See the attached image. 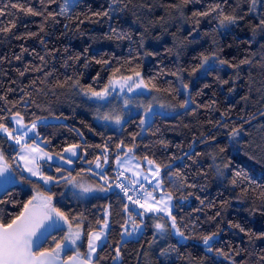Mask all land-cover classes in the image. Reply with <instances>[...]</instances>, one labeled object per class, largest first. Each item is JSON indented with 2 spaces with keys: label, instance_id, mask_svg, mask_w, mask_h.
<instances>
[{
  "label": "trees",
  "instance_id": "1",
  "mask_svg": "<svg viewBox=\"0 0 264 264\" xmlns=\"http://www.w3.org/2000/svg\"><path fill=\"white\" fill-rule=\"evenodd\" d=\"M16 2L43 15L16 13L10 7ZM75 2L65 15L48 18L49 12L59 13L64 0H0V8L7 4L8 11L16 13L15 17H0V26L16 20L10 33L0 32L3 122L11 128L16 112L28 124L41 117H62L61 121L37 125L42 147L61 154L65 147L77 144L82 151L71 168L56 163L49 164L51 168L44 166L46 174L60 178L59 183L46 188L14 165L18 150L0 133V151L19 180L0 193V222L18 215L34 194L51 195L53 205L70 221L83 217L86 225L97 229L108 206L107 240L97 250L94 264H264V31L257 27L264 17V0H258L254 10H250L249 0H193L186 6L182 0ZM216 4L225 13L235 11L243 19L219 28L218 13L193 15ZM105 11L109 15H93ZM113 29L130 38L117 39ZM28 33L37 35L16 39ZM202 56L209 60L193 74L191 70ZM245 59L250 63L241 64ZM96 60H108L109 64ZM220 60L239 67L221 65ZM116 67H122L121 75L139 71L146 82L152 80L159 89H152L151 84L146 89L149 94L144 96L162 100L163 107L153 106L144 126L140 125L145 116L142 109L128 114L117 128L99 122V102L83 94L88 87L103 88ZM173 72H178L179 78ZM97 73L99 77L94 79ZM74 81L81 87L72 88ZM185 100L188 103L180 107ZM233 129H239V134L232 135ZM128 148H133L130 155L136 159L146 156L161 166L163 190L173 196L171 212L184 240L172 233L167 220L168 231L154 235L153 220L161 214H147L136 235H121L125 228L131 230L132 222L121 227L128 219L123 211L126 200L110 178L115 158L125 156ZM104 155L108 162L101 173L107 182L92 171L97 157L104 163ZM237 173L241 175L237 177ZM69 177L94 191L75 198L73 192L78 190L61 179ZM129 206L133 213L141 211ZM133 218L137 223L142 219ZM63 229L54 231L41 249L54 248L66 231ZM212 233L216 234L214 250L208 252L202 237ZM78 245L81 251L86 250V234ZM118 245L120 258L114 260ZM216 248L226 256L218 255Z\"/></svg>",
  "mask_w": 264,
  "mask_h": 264
},
{
  "label": "snow or ice",
  "instance_id": "2",
  "mask_svg": "<svg viewBox=\"0 0 264 264\" xmlns=\"http://www.w3.org/2000/svg\"><path fill=\"white\" fill-rule=\"evenodd\" d=\"M55 0H49V3H54ZM193 2V0H182V5L186 6L188 3ZM195 2H199V0H195ZM258 0H249L250 10H254ZM76 6V2L69 4L68 0H64V3L60 7L59 13H48V18H54L55 15H65L69 12L70 8H74ZM10 7L16 10V13H24L25 15L31 16H40L43 15L42 12L36 10L34 7L28 6L25 3H11ZM175 7H180L179 5H174ZM16 13L8 11V5L0 8V17L5 15L15 17ZM211 13H218V27L219 28H227L231 25L236 24L239 20H242L243 17L239 16L235 13L227 14L224 12L222 6L220 4H216L215 7L209 8L208 11L205 12H197L193 13L194 16H207ZM96 16H107L109 13L98 12L94 13ZM47 19V18H46ZM2 23V22H0ZM83 23V21H81ZM199 23V21H197ZM16 27V20L13 19L9 22L7 26H0V32L2 33H10L13 28ZM262 31H264V17L260 19V23L257 26ZM43 31V27L40 29ZM112 34L117 39L130 38L126 37L125 34L118 33L116 29L112 30ZM37 33H28L26 36H16V39H27L31 37H35ZM109 39L112 36L108 37ZM19 59V57H17ZM44 58L41 57V60ZM79 59V57H76ZM209 60L208 56H202L200 63L192 68L191 72L194 74L198 72L201 68ZM96 63L108 65V60H96ZM130 63V62H129ZM219 63L221 65L229 63L224 60H220ZM250 63L249 60L245 59L241 61V64ZM229 67H239V65H232L229 63ZM28 69H25L27 71ZM40 69H37L39 71ZM122 67H116L112 69L108 83L101 90H95L92 87H88L83 90V94L89 100L95 101H104L105 104H97V111L99 112L101 108L106 107L108 98L112 95L113 91L116 88H119L121 92L127 89L128 93H133L135 95H141L142 90L147 89L149 84L152 85V89L159 91L155 84L152 83V80L145 81V79L141 76L139 71H133L132 75H121ZM174 76L179 78L178 72L171 73ZM21 76L24 75V72L20 73ZM99 77V73H97V79ZM71 79V78H69ZM67 83V81L65 82ZM225 83H227L225 81ZM60 87H64V84H60ZM72 88L81 87L78 81H74L71 84ZM184 89L188 88L187 84H183ZM5 97L0 96V100H4ZM133 99L125 98L124 106L127 107L129 104L133 103ZM188 103L185 100L181 103L180 107H184ZM163 107V105H161ZM152 106L151 104L145 110V116L141 117L140 125L144 126L148 123L147 115L151 113ZM99 119L104 121H112L115 124L119 125L121 123V116L114 115L113 112H105L103 115L98 116ZM12 119L14 123L18 126L17 128H10L6 123H4V117L0 116V133H3L7 136L8 140L14 141L16 145L20 146V152L17 153L19 159L24 163L23 171H27L31 176H38L40 179L44 181L45 185H48L55 181L59 183L57 178L52 176H45L40 171V165L38 163L41 159H49L52 157L48 152H45L38 143L33 140L31 144L25 142V138L28 137L29 133H34L37 137L39 133L36 132L38 120H33L31 122V126H27L24 123V117L16 112L13 114ZM239 129H233L232 135H238ZM79 147L77 144H72L69 147L64 149L65 153H69L71 156H76V149ZM135 147V145H133ZM117 148H122V145H117ZM104 152L107 153V147L104 148ZM133 152V148H128L125 156H129ZM135 157H133L134 159ZM58 159L63 160L65 164H70L72 161L70 159H65L63 155H59ZM147 161L149 167V173L151 175V179H149L148 175L143 176V180L148 181L149 185H153L154 188L152 191H149L145 188L144 184L140 181L141 172L133 171L132 175L136 177V179L130 181L131 187L123 184L117 183L116 186L120 188V190L127 197L128 201L131 205H135L137 208L142 209V211L138 213H133L129 204L123 205V211L128 214V219L125 220L124 225H121L122 228H125V225L128 224L129 221L132 222L131 230H125L121 233L122 236H134L137 234L138 230L141 228L143 224V218L147 216V214H152L153 216L163 213V216H160V220H164L166 216L168 220L171 221V229L174 230L175 235L184 237V232L178 227L175 216L172 215L171 212V200L173 196L170 192H165L164 188V178L161 174V166L156 164V162L152 159H148V157H144ZM100 158L97 157L96 167L101 168L102 165L99 162ZM118 165L124 169V172L129 171L128 167L131 165V160L125 159L121 163V157H116ZM107 156H105L104 163H107ZM91 163V162H89ZM139 164L135 165L136 169H139ZM58 172L61 171V168L57 166L56 169ZM124 172H120L117 175V180L124 176ZM237 177L241 174L237 173ZM0 178H3V183H11L14 184L16 182V174L14 169L10 166L8 160L6 159L4 153L0 151ZM65 180L66 186L71 185L72 189H76L78 191L73 192V196L75 198H82L94 190L93 188L76 181L75 177L69 178H61ZM21 180H26V178L21 177ZM107 182V180H106ZM236 181L233 180V184ZM102 191H106V189H101ZM142 190V191H141ZM156 190H160L161 194L159 198H157L154 193ZM133 194L130 195L129 193ZM39 199V203H35ZM53 197L51 195L41 196V197H32L31 200L27 201L23 205V209L19 212L18 215L13 217L9 222L4 223L0 222V264H93V255L97 253V250L101 247V245L107 240V230L110 227L108 220V213H105L103 223L97 221V225L99 228L97 230L96 227L91 224H85V220L83 217H72L71 221L69 217L62 211L60 208H57L52 203ZM3 203V201H0ZM203 203V201H201ZM219 215V213H218ZM134 216H139L142 218L140 223H137L133 218ZM60 221H63L64 225H67V231L64 232L62 238L55 243L54 248L41 250V243L43 239H47L48 235H51L53 231L62 232L64 231L63 227L60 224ZM73 222H75V227L73 226ZM156 229V233H165L168 231L166 228V223H155L154 225ZM235 227H240L239 225H235ZM240 231H244L243 228H240ZM154 233V235H156ZM86 234L87 236V253H82L80 251V247L78 242L82 240V237ZM216 234L212 233L209 235H205L202 237V242L206 247L208 252H212L214 250V239ZM186 238V237H185ZM68 251H73V255L62 256V253H66ZM116 254L113 257L114 260L120 258V248L119 245L116 248ZM215 252L218 255L226 254L219 248L215 249ZM163 254V253H162ZM227 258V257H226ZM98 264V261L95 262Z\"/></svg>",
  "mask_w": 264,
  "mask_h": 264
},
{
  "label": "rangeland",
  "instance_id": "3",
  "mask_svg": "<svg viewBox=\"0 0 264 264\" xmlns=\"http://www.w3.org/2000/svg\"><path fill=\"white\" fill-rule=\"evenodd\" d=\"M76 0H68V2H69V4H71V3H73V2H75ZM105 87V86H104ZM103 87V88H104ZM103 88H101V89H103ZM100 89V90H101ZM149 94V92H148V90H146V89H144V90H142V94L141 95H135V94H133V93H128L127 92V89H125L123 92H121L120 91V89L119 88H116L114 91H113V93H112V95L108 98V103H107V106L106 107H103V108H101L100 109V111L98 112L97 111V115H96V119L99 121V122H101V123H105V124H107V125H110V126H112V127H119L120 125H121V123H122V121L128 116V114H130V113H135V112H137L138 110H140V109H142V110H146L147 108H148V106L151 104V106L153 107V106H159V105H162V103H163V101L162 100H159V99H157V100H155V99H151L150 97H145L144 95H148ZM125 98H131V99H133V103H131V104H129L127 107H125L124 106V99ZM118 99V100H117ZM91 101H95V100H91ZM95 102H99V104H105V102L104 101H95ZM105 112H113V114L114 115H120L121 116V123L119 124V125H117V124H115L114 122H112V121H104V120H102V119H99L98 118V116H101V115H103ZM38 120V124L39 123H47V122H57V121H61L62 120V117H59V116H51V117H41V118H39V119H37ZM12 124H13V126L11 127V128H17L18 129V126L14 123V121H13V119H12ZM27 126H31V123H25ZM37 124V125H38ZM36 132H37V128H36ZM6 136V135H5ZM33 140H35V142L36 143H38L39 144V146L45 151V152H48V151H46L43 147H42V141L40 140V137L38 136H36L34 133H29V135H28V137H26L25 138V142L26 143H29V144H31L32 142H33ZM15 146H16V148H17V150H18V153L20 152V146L19 145H16L15 144V142L14 141H11ZM67 147H69V146H67ZM67 147H65V148H67ZM64 148V149H65ZM64 149H63V151L61 152V154H56V153H50V152H48L49 154H50V156L52 157V159L51 160H49V159H41V160H39L38 161V163H39V165H40V171L45 175V176H51V175H49V174H46L44 171H43V168H44V166H46L47 168H51V166L49 165V164H51V163H56V164H59V165H62V166H64V167H66V168H71L75 163H76V158L82 153V151H81V149H80V147H78L77 149H76V151H77V155L76 156H71L69 153H65L64 152ZM59 155H63L64 157H65V159H70L71 161H72V163H70V164H65L64 163V161L63 160H60V159H58V157H59ZM105 156H107V155H104V157H103V160H105ZM125 159H129V160H131V165H129L128 167L130 168V170L129 171H126V172H124L125 174H126V184H130V181H132V180H134V179H136V177H134L133 175H132V172L133 171H140L141 172V177H140V181L142 182V183H148V181H146V180H143V176L144 175H148L149 176V179H151V175H150V173H149V165L147 164V161L145 160V159H142V160H139V159H136V158H134L133 159V156L132 155H130L129 154V156H123V157H121V163L123 162V160H125ZM107 161H108V158H107ZM105 164L106 163H101V165H102V167H104L105 166ZM114 164H115V167H117V168H119V169H121L122 171H124V169L123 168H121L119 165H118V163H117V160H116V158H115V160H114ZM137 164H139V169H136L135 168V165H137ZM14 165L24 174V175H26L27 177H29V178H32V179H35V180H37V181H39V182H41L42 183V185L44 186V187H46V188H50V185L53 183V182H55V181H53L52 183H50V184H48V185H45L44 184V181L42 180V179H40L38 176H31L30 175V173H28L27 171H23V169H24V163H23V161H21L20 159H19V156L18 155H16V157H15V161H14ZM101 167V168H102ZM101 168H97L96 167V162H95V164L93 165V172L94 173H96V175H98L103 181H105L106 180V177H105V174L104 175H102V173H101V171L103 170V169H101ZM103 173H104V171H102ZM53 177V176H52ZM60 179V178H59ZM59 179H57V180H59ZM17 181H19L18 180V178L16 177V182ZM153 188H154V183H153V185H147V187H146V189H148L149 191H152L153 190ZM166 192V191H165ZM160 194H161V192H160V190H156L155 191V193H154V195L157 197V198H159V196H160ZM34 196H36V197H41V196H44V195H42V194H34L32 197H34ZM32 197H31V199H32ZM30 199V200H31ZM35 203H39V199L37 200V201H35ZM172 207H173V200H171V211H172ZM141 211H142V209H141ZM108 213V220H110V214H109V209H108V206H106L105 208H104V210H103V216H105V213ZM159 214H161L162 216L164 215L163 213H159ZM104 219V218H103ZM164 219L165 220H160V219H154L153 220V228H154V231H155V233H156V229H155V227H154V225H155V223H165V221L167 220L168 221V223L170 224V226H171V221L170 220H168V218L165 216L164 217ZM103 223V220H102V222H101V224ZM60 224H61V226L63 227V228H65V230L67 231L68 229H67V225H64L63 224V221H60ZM75 227V226H74ZM98 230V229H97ZM172 230V229H171ZM65 231V232H66ZM172 233L173 234H175V232H174V230H172ZM157 235H160V234H163V233H156ZM179 238V240H184V237H178ZM81 251V250H80ZM82 253H87V246H86V250L83 252V251H81ZM63 254V253H62ZM61 254V255H62ZM95 256H96V254H94L93 255V260H94V258H95Z\"/></svg>",
  "mask_w": 264,
  "mask_h": 264
},
{
  "label": "built area",
  "instance_id": "4",
  "mask_svg": "<svg viewBox=\"0 0 264 264\" xmlns=\"http://www.w3.org/2000/svg\"><path fill=\"white\" fill-rule=\"evenodd\" d=\"M120 172H124V171H122V170L119 169V168H115V169L113 170V175H112V177L110 178V181H111L112 185L114 186V188H115L119 193H121L122 195H124V193L120 190V188H118V187L116 186V184H117V183H123V184H125V185H127V186H129V187H131V186L128 185V184H126V182H125V181H126V174H125V173H124V176L121 177L119 180L116 179L118 173H120ZM143 184H144L145 188H146L147 185H148V183H143ZM141 191H142V190H141ZM129 194L132 195L133 193L130 192ZM124 197H125V200H126V204H130V202L128 201L127 197H126L125 195H124Z\"/></svg>",
  "mask_w": 264,
  "mask_h": 264
},
{
  "label": "water",
  "instance_id": "5",
  "mask_svg": "<svg viewBox=\"0 0 264 264\" xmlns=\"http://www.w3.org/2000/svg\"><path fill=\"white\" fill-rule=\"evenodd\" d=\"M3 178H0V193H2L4 190H6V188L10 185V183H3ZM54 233V231L51 233V235ZM51 235H48L47 236V239L51 236ZM47 239H43L42 240V243H41V246H43V244L47 241ZM41 250H44V249H41ZM73 255V253L71 254ZM94 264V263H93Z\"/></svg>",
  "mask_w": 264,
  "mask_h": 264
},
{
  "label": "crops",
  "instance_id": "6",
  "mask_svg": "<svg viewBox=\"0 0 264 264\" xmlns=\"http://www.w3.org/2000/svg\"><path fill=\"white\" fill-rule=\"evenodd\" d=\"M131 186V184H129Z\"/></svg>",
  "mask_w": 264,
  "mask_h": 264
}]
</instances>
